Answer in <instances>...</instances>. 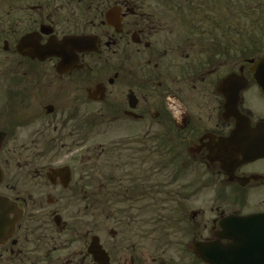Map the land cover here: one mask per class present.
<instances>
[{"label":"flooded vegetation","instance_id":"af4514ba","mask_svg":"<svg viewBox=\"0 0 264 264\" xmlns=\"http://www.w3.org/2000/svg\"><path fill=\"white\" fill-rule=\"evenodd\" d=\"M204 3L0 0V197L18 213L0 235V264H96L94 227L79 226L97 216L151 224L110 229L100 241L109 264H208L191 242L232 244V264H264V246L222 240L220 227L264 214L241 210L250 195L264 202V157L248 160L228 143L241 126L264 147V92L250 71L258 59L222 54L237 38L223 39ZM67 38L88 41L66 71L43 49ZM101 126L124 133L99 154L84 150ZM101 157L104 171L92 166L84 181ZM208 190L210 210H187ZM163 203L182 206L187 246H160ZM206 211L212 218L200 222Z\"/></svg>","mask_w":264,"mask_h":264},{"label":"water","instance_id":"95a60500","mask_svg":"<svg viewBox=\"0 0 264 264\" xmlns=\"http://www.w3.org/2000/svg\"><path fill=\"white\" fill-rule=\"evenodd\" d=\"M26 40V39H25ZM28 40V38H27ZM88 41V40H87ZM84 38H67L59 47L49 45L43 49V53L50 56L60 55L62 57V64L60 66L66 71L68 66L73 62H77L75 51H83L81 48L87 42ZM82 43L83 45H81ZM20 49H25L20 47ZM92 51L95 48H89ZM62 70V71H63ZM250 71L258 86L264 92V58L259 59L253 63ZM232 78L224 81L223 85L228 84ZM239 126L238 131L235 132L230 138L228 143H238L239 149L244 153L248 160H254L264 157L263 137L259 131L245 132L243 127ZM241 135H246V139L241 141ZM2 180V172L0 171V183ZM9 214L17 215L15 205L9 199L0 197V235L3 231L10 233L13 231L14 222L9 219ZM17 219V218H16ZM223 230L222 240L238 242L242 241L243 247L254 245L264 246V214L250 215L245 217H227L220 223ZM244 232L237 234L236 232ZM237 244V243H236ZM235 244V245H236ZM189 248L197 254H200L204 262L208 264H232L233 263V245H222L220 242L213 243H198L192 242ZM89 252L94 255L96 264H109V258L100 245V240L95 237L91 243ZM263 253V251H261Z\"/></svg>","mask_w":264,"mask_h":264},{"label":"rangeland","instance_id":"374dc122","mask_svg":"<svg viewBox=\"0 0 264 264\" xmlns=\"http://www.w3.org/2000/svg\"><path fill=\"white\" fill-rule=\"evenodd\" d=\"M238 4V0H205L204 6L205 8L208 9V20L210 21L211 18H214L215 14H221L223 17L226 15H230L229 20L234 23V17H236L237 13H236V5ZM236 27V26H235ZM243 30L244 33H247L251 27H249V24L246 23L243 24ZM236 29V28H234ZM233 29H228L227 32H231ZM235 39V38H234ZM239 40H237L238 42ZM238 57H241L239 54H236ZM97 118V117H96ZM114 130L112 131H107L108 127H96V130L93 134L94 138L93 140L90 142V144H84V150H86L88 147L89 149H93V151L95 153H98L101 151V149L103 148L104 150H108V148L110 147V145L113 143V140L116 138H118L119 136L123 135L124 132L120 131V128H116V127H112ZM83 145L80 144L79 147H82ZM112 148V147H111ZM116 148V147H115ZM114 148V149H115ZM103 159H107L106 157L104 158H100L99 159V163L97 165L94 164H90L89 168H90V172L85 175V179L84 181H90V178L87 179L88 175L90 176V174H92V169L94 168H99L100 169V173L101 174L104 171V167L107 166V163H105V161ZM79 165V164H78ZM93 166V167H92ZM80 169V166H79ZM166 174V173H165ZM102 178H96V181L99 182L101 181ZM165 181V180H164ZM186 181V179H181V181H178V187L182 186L183 183ZM181 191H183L181 189ZM186 193V190H185ZM253 193V192H252ZM192 194V192L190 193V195ZM254 194V193H253ZM204 197V196H203ZM202 199V198H201ZM214 199V191L208 190L206 192V196L204 197V201H202L201 203H192L189 202L187 203V205H185L188 209L187 210H197L198 208H201V206H199V204H203L204 206H207V210H210L211 208V204L212 206L215 205V201ZM246 200H248L250 203L245 202L247 205L244 206L243 209H241L243 212H250V211H254V210H258L262 207H264V202H262V198H257V195H250L248 197H246ZM165 203V202H164ZM163 203V204H164ZM216 205H219L216 203ZM180 205H159L158 206V210H159V222H158V230L160 231V246H165L168 245L172 248H178V247H185L187 246L190 242H191V238H187V237H181L182 236V231H183V221H182V217H183V212H182V206H181V211L180 208H178ZM210 206V207H209ZM204 208V207H203ZM81 209V208H80ZM178 212L180 214H178ZM151 210H149L147 212V217L144 218H150L151 217ZM154 214V213H153ZM180 218L181 221H175L172 218ZM212 218V215L210 214L209 211H206L204 214V217L200 218V222H209L210 219ZM203 220V221H202ZM182 222V223H181ZM89 223V230H91L94 227V235L98 236L100 238L101 243L103 242V240H105L106 238L109 237V231L110 229H116L119 231H123V230H129V228H132L133 230H140V227L142 230H147L150 229V225L151 224H147V223H132V224H128V223H112V222H105L103 217L97 216L94 217V219H85L84 221V225L79 226V232L82 233H86V231L88 230V227L86 226V224ZM147 226V228L145 227ZM120 237V235L118 236V238ZM180 251V250H178ZM65 255V254H64Z\"/></svg>","mask_w":264,"mask_h":264},{"label":"trees","instance_id":"16d2710c","mask_svg":"<svg viewBox=\"0 0 264 264\" xmlns=\"http://www.w3.org/2000/svg\"><path fill=\"white\" fill-rule=\"evenodd\" d=\"M234 23L230 15L215 14L217 21L222 24L223 39L237 38V46L230 43L223 45L224 56L239 54L244 58L264 57V0H238ZM249 24L251 29L244 33L243 24ZM236 26V27H235ZM236 28V29H234ZM228 29H233L227 32Z\"/></svg>","mask_w":264,"mask_h":264}]
</instances>
